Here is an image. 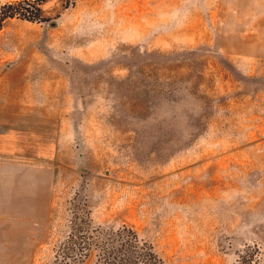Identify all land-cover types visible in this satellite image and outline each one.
I'll return each instance as SVG.
<instances>
[{
    "label": "rangeland",
    "instance_id": "obj_1",
    "mask_svg": "<svg viewBox=\"0 0 264 264\" xmlns=\"http://www.w3.org/2000/svg\"><path fill=\"white\" fill-rule=\"evenodd\" d=\"M40 9L0 22V264L123 225L165 264H264V0Z\"/></svg>",
    "mask_w": 264,
    "mask_h": 264
},
{
    "label": "trees",
    "instance_id": "obj_2",
    "mask_svg": "<svg viewBox=\"0 0 264 264\" xmlns=\"http://www.w3.org/2000/svg\"><path fill=\"white\" fill-rule=\"evenodd\" d=\"M48 0H28L4 5L1 18L19 17L34 22L40 20V6ZM84 227L75 229L57 253L53 264H165L154 252L152 246L141 240L130 227L116 229L94 228L84 232ZM86 230V229H85ZM77 234V235H76ZM76 236L79 240H76ZM80 241V242H79ZM255 248L247 247L238 257L237 264H252Z\"/></svg>",
    "mask_w": 264,
    "mask_h": 264
}]
</instances>
